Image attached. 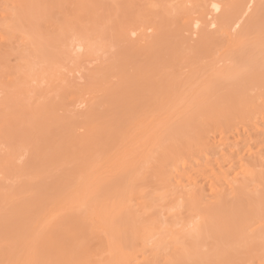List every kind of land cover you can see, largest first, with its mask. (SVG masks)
Here are the masks:
<instances>
[{
    "label": "bare ground",
    "instance_id": "6f19581e",
    "mask_svg": "<svg viewBox=\"0 0 264 264\" xmlns=\"http://www.w3.org/2000/svg\"><path fill=\"white\" fill-rule=\"evenodd\" d=\"M22 1H24V3H21ZM30 1L31 0H26V1L25 0H16L15 1V6H14L15 8H13L14 9L13 11H15L16 8H17L16 10L19 9V11H20V7H22L23 9L21 8V10H22L21 13L19 11H16V13H14V14L10 13V10H12V8H10V10H8L9 8L7 9V7L4 10H0V15H1L0 16V60H1V58H3L2 52H4V57L7 56V59H9V56H10V58L13 56V55H11L13 53V49H12V53L9 54V52H11L10 47H12L14 45L16 35H18L17 39L20 38V41L22 39L23 46L24 45H25V47L27 46V49H28L27 44H31V43H29L28 40L31 37L32 33L28 32L29 33L28 34L27 32H25V33L21 32V34H20V32H19V34H18V31H17L18 30L17 25L21 22L22 16H23V20H25L26 18H24V16L28 15L29 14L28 9H31L29 6H31V3H34L33 0L31 2ZM35 1H37V5L39 4L38 2H40V0H35ZM59 1L58 0H52V1L48 0V2H47V0H46L47 3H50L54 7L56 6L57 2H59ZM66 1H68V0H66ZM70 1H69V4H70ZM77 1H78V3H76ZM77 1L75 2L76 3L75 6L77 5L78 8L77 9L75 8V10H76L75 14H74V11L68 10L69 12L72 11L73 14L70 15V13L68 12V14H69L68 15L69 19L67 21L68 23H66V25H64V27L59 26L58 24L56 26H53V23H52L53 21H51L52 26H49L48 28H50V29L52 28L51 33H55L53 31V29L55 27V30L59 36V34L63 33V32L65 35V31L67 32V30L71 33L72 32L71 30L76 29L73 26L78 24L79 31H81V34H82V32L84 33L82 35V40L85 39V41L89 42V40H87L88 35H90L92 33V31L89 32L90 34L87 31H89V28H90V30H92V28L93 29L96 28V20L91 16L92 12L89 14L90 17H88V14H87L88 10L87 9H86L87 13L79 11V10L80 9L84 10L85 6L86 7L92 6L94 8V6H97V3L99 6L101 4H99V2H98L99 0L97 2L95 0H77ZM161 1H163V0H161ZM187 1L190 4L193 1L192 2L193 5L195 4L194 1H196V4L194 5V9L195 8H197V9L194 12L195 14L193 13V15L195 16L196 14H198L199 17L197 16L196 18L193 19V15L191 17V14H190L189 15L190 19H188L189 16L188 17L186 16L187 18H185V16L183 14L188 15L189 14L188 13L189 10H188L186 13L183 12V14L180 15L182 17V19H181L182 22L184 20L188 19V21H185V23L186 22H187L186 24L190 23V26H191V20H193L194 22L192 24L194 26L193 27L194 30L197 29L200 24L202 25L203 22H204V25L205 24L207 25V23L210 22L209 23L210 27L212 26V28H213V26L214 27L218 26L217 29L213 33L214 36H215L216 31H218L219 29H220L219 32L225 31V28H227V26H228V28H231L230 31L233 29L232 30L233 32H234V29L236 32L237 29L240 27V29H238L240 31L237 32V34L240 33V35H236V36H238L237 40L239 43V38L241 39L240 36L242 34L241 31H243L245 28L247 31L246 25L248 24L247 25L248 26V32L250 30L252 31V29H253L252 21L250 24V19L248 20L249 22H247V24L244 23V21L248 18V16H246L247 18L246 17L244 18L245 14L247 13L248 10L251 9L252 5H254L253 6L254 8L257 7V5H260L261 0L259 1V3H258V0H224L225 3L220 2V4L217 3L215 0H187ZM187 1L185 0L184 4ZM53 2H54V4H53ZM166 3H167V1H166ZM174 3H176V2H174ZM72 4H74V1ZM168 4H169V2H168ZM171 4H169V5L171 6ZM37 5H35V7L33 6L32 9L36 10ZM43 5H45V4H43ZM62 5H63V3H62ZM193 5H191V6H193ZM260 6H258L257 8H259ZM92 7H91V9H92ZM202 7L203 8L205 7L206 10L207 9L209 10V8H210V10H211L210 13L208 12L207 14H204V13L202 14L201 13L202 11L201 12L198 11V8L200 9ZM184 8H185V5H184ZM191 8H193V7H191ZM205 8H204V11H205ZM24 9H26L27 11ZM96 9H99V7L97 6ZM167 9H169V7ZM171 9H172V7H171ZM173 9H174V7H173ZM176 9L174 10L175 15L177 13H179V10L177 11ZM220 9L221 10L223 9V10H222V12L221 11L219 12V14L220 13H222V14H221V18L220 19L218 18V21L219 20L220 21L217 22L215 20V17L213 14L215 12L217 13ZM262 9H264V7L261 8V11H262ZM181 10H183V7L181 8ZM90 11H92V10H90ZM34 12L35 11L32 12V10H31L32 15L34 14ZM39 12H40V10H39ZM166 12H167V10H166ZM212 12H214V13L212 14ZM168 13L171 14V12H169V11H168ZM256 13L254 14V16H256V18L257 17L258 18L256 20H254V23L257 25V23L260 22L258 20L260 19L261 15H259V13H258V16H257ZM37 14L39 16L38 11H37ZM37 14L35 13V15L32 16L33 19L34 18L36 19ZM113 14L115 15V13H113ZM30 15L27 16L28 20L26 19V21H27V23H29L31 25V22H29ZM166 15L169 16V14H167V13H166ZM212 15H213V19L211 17L212 21L209 18H207L210 20V21L208 20V22H207L206 17H210ZM66 16H67V14H66ZM138 16L140 18V15H138ZM183 16H184V18H183ZM254 16H252V19L255 18ZM141 19H142V17H141ZM37 20H38V17H37ZM166 20L168 21V23L171 22L170 25L173 24V20L170 21V19H167V18H166ZM263 20H264V18H263ZM100 21L98 20L97 23L98 22L100 23ZM155 21H156V19H155ZM47 22H48V19H47ZM140 22H141V24H140V26H141L143 24V22L142 21H140ZM49 23H50V21H49ZM155 23H154V25H155ZM160 23H158V25ZM185 23H184V26H186ZM243 23L246 25L245 26L241 25ZM41 24H43V23H41ZM54 24H56V23L54 22ZM151 24H152V21H151V23L148 22V25H147V23H144L143 26L147 25V27H148ZM255 24H253V26H255ZM23 25H24V23H23ZM166 25H167V23H166ZM166 25L163 27H166ZM25 26H26V23L24 25V28H25ZM31 26L33 28V23ZM34 26L36 27L35 24H34ZM241 26L242 27L244 26L243 29ZM249 26H250V29H249ZM160 27H162V26H160ZM41 28H42V26H41ZM140 28L141 27H139L137 29L139 30ZM144 28H143V30H144ZM169 28H170V26H169ZM169 28H167V29L169 30ZM101 29H102V27H101ZM101 29H100V31L98 29V32H101ZM103 29H104V27H103ZM103 29H102V33L104 34ZM148 29L153 30L152 33L153 32L155 33V38L153 40L154 42L159 37L162 38V36H163V38H164V40H163V38H162V40H160V38H159L158 44L160 43V41H162V43L159 44L160 46L158 44H156V45H158L156 47V45L153 44L152 41H151V45L148 44L150 46H152V44H153L152 49H154V50L153 51L151 50L152 51L151 53L153 55L155 54L156 56H158V53L161 52V53H159V54H161V56H159V60H160V58L162 60L161 63H158L157 65L155 64L156 67L154 66L155 68L153 70L151 68L150 69L147 68L148 69L147 70L146 68L141 67V69H143V70L138 69V71H137V74H139L141 76L138 75L139 77L137 76L136 78H135V75H137V74H135V75L132 74V76L134 75V77L132 78V76L127 75V73H126V75H124V71L120 68L122 70V73H123V75H122V73L118 74L120 76L121 81L119 80L118 86H116V87L111 86L112 89L107 86V85H109V84H107L108 76H106V74H108V70H107L108 68L106 69L107 72L104 71L106 73L105 75H103L104 73L101 74V77L99 76L100 78L96 76L97 80L96 81L94 80L95 82L94 81L93 82L96 86L98 85L97 87L100 90H97L98 88L94 87L92 89V91L91 90H89V92L87 91L89 93V96H90L88 99L87 98L85 99L86 100L85 103L88 105L87 106L88 111L86 114L87 116L83 119V122L81 121V123L83 125L82 127L85 129L84 133L87 134V137H85V139H84V136H82L83 140L80 141L79 144L77 143L78 144L77 150H74L71 148V146L73 144L72 143L73 142V138H72L73 136H72L71 131H69V132L67 131L68 133L65 131L66 134L58 142H50L49 135L51 136V134H50L51 129L54 127V125L56 126L57 124L64 122V119H65V118L63 119L62 116L59 117L57 115V109L61 103V99L59 96H61V95H58L55 92L53 95H51L47 98H44L41 102L39 101V104H38L36 111H35V118L33 117L34 122H35L34 126L39 125V127H42V129H43V130L42 129L41 130L44 131V137H42L43 139H41L42 141L35 143L36 145H34V144L31 145L32 144L31 141L29 142L28 139H26L27 142H29V143H27L25 140V142H26L25 145H24V143H22V146H21V144H19V142H20V140H19L18 145L14 144V143H13V146L7 145L8 150H7V154L5 153L6 154L5 156L2 155V153H0V176H1L0 180L2 179L4 182L3 183L2 181H0V210L3 209V211H4L5 206L6 207L8 206V210L7 211L5 210L4 211L5 214L4 213L2 214L5 217L7 216L6 219L4 217V220H3L5 222V225H3L4 224L3 221L0 222V264H264V117H262L260 115V109H259V114H257L258 112L256 110V112H255L256 116L249 119L250 121H248V119L246 118L248 122L247 121L242 122L240 120V117H239L238 119L240 120V122L238 120V122L236 123V121H235V124H234V127L236 129L234 127H231V125H230L232 118H229L230 122H226L225 126H224V124L221 123L220 128H218L219 124H217V126H216L217 121L215 120L214 126H216L217 129H215L213 127L212 128L213 132H209V130L204 131L202 136H200L199 141L195 137L196 141L200 142L201 145L199 146L200 143L197 142V146L199 148L197 149V147H196V150H195V148H194V150L192 148L191 151L187 150L186 152H189L187 154L181 153L183 155H181V154L178 155L177 153H179L178 152L179 150L176 149L177 152H175V153L173 152L176 155L173 154V157H172V154H170L172 151L171 150L166 151V148H163V146H165V143L162 146L163 149L160 148V150H161L160 152H162V150L165 149L164 153L165 152L166 153L163 154V155H165L164 157H166V155L168 154L170 157H172V159H170V160L167 159L168 156L166 157V159H164V161L166 160V164L171 162L167 166L168 169L171 167L169 169L170 171L168 169L166 172H165V170H164V172L162 171V174L165 173L163 176H165V178H168V184L166 183L167 184L166 186H168L169 188L167 187L166 194L164 196L165 190L164 191H163V189L161 190L162 186L160 188H159V186L157 187L158 189L161 190V192H163V194H160L161 199L159 200V203L162 200V204H163L164 199L169 200L170 203H171V200L175 201L176 204L178 202L177 207L179 206L180 211H177L178 213H175L176 216H175V214L172 213V216L174 217L175 222L172 219H171L172 222L169 220V218H172L170 214L172 212V208H173L172 206L174 204L173 201H172L173 204L171 203L172 205H170L172 208L169 205H167V208H166V204L164 205V207L162 206L163 209L164 208L168 209V206H169L170 210L168 209L167 212L164 213V216H162V218H159L155 221V214H157L155 212V210H157V208L159 206H161V204L158 205V207L156 206L155 210H154V207H152V210L154 211L153 213H155L154 215L152 212L148 211L150 207H148V210H147L146 200H145V204H144L143 197H141L139 192L135 190L134 179L136 176L138 177V175L136 174V175H134V178H132L131 172H130L131 176L128 174V177L130 176L132 178L131 183H134V184L130 183V180H129L130 177H129L128 178L129 182L128 181L125 182L123 180V182H125L126 184L124 185L125 188L122 186L123 187L122 191L119 190L118 187H115V190H113V191H115V193H117V190H118L119 193L116 194V196H114L113 203H110V206H107L109 204V202L106 205H105V202H107V198H108L107 195L111 191L110 192L107 191L106 193H108V194L106 195V193L103 191V188H102V191L96 190V192H95V189L94 190L89 189L90 192H88V190H86V188L82 187L83 191L85 189L86 193L88 192V194H86V199L84 200V198L82 196H79L80 193L85 194V192H83V191L81 192L82 189L78 191V193L80 192L79 194H77V192L74 191V193L76 192V194L78 195V198H80V203L77 201L79 203L77 208L74 209L75 205H74V208H72L71 204L73 202H71L72 201L71 198L74 196V194L72 195V197H70V194H71V184H74V183H72V182L70 184L66 183L67 181L69 182V180H67V179L64 180L63 183L61 182L62 184L61 183L59 184V182H57V184H56V182H54L53 185H51L52 183L50 184L51 185V188L49 187L50 194H48V196L46 195L47 202L45 204L41 203L43 198L39 199L40 203H38V204H37L38 199L36 200L37 202H35V203H32L33 201L31 202V200L33 198L30 199L29 197L26 196V199H24L25 196L23 194L27 193V195H29V193L36 192L37 189L40 191L41 190L40 187H43V186H40L39 188H34L32 185V182H34V180H36V181L37 180L38 181L44 180L47 173L49 174L50 170L53 167L58 166L57 168H60L61 164L63 165L65 163L71 164L72 162L73 163L78 162L77 165L75 166V167H78V164L82 165L81 163H83V166H84L91 161L94 163V165H96V166H94L93 164H91V165H93L94 168L95 167L98 168V166H100V168H101V165H103V163L104 164L106 163L105 160L107 161L108 158H111L110 156H113V159H114L116 156L115 160L112 161V163L114 161H116V163L115 162L113 163L114 165L110 164L111 162H109V161H111V159H109L108 164H106V165H109V166L111 165L112 166L111 168H113V169L114 168L116 169L118 166L117 169L121 170V167H122V162L120 161L121 160V157H120L121 154H119L120 159H118V156H117L118 152L115 155H112V154L110 155L109 152L110 151L112 152L113 150L115 151L116 148L119 149L121 145H124V143L127 142V140L132 139L130 134L133 132V129L135 127L136 128L138 127L137 125L135 126L134 123L135 124L138 123L139 127L143 128L144 125H145L144 127H146L147 121L149 123V120H151L153 118L151 116V112L158 108V104L160 105V101L164 102V101H162L163 98L159 97L158 93H160V96L162 93L159 91L157 81L160 82L159 86L161 84L164 85V87H165V84L170 85V83L172 82V78H174V74L176 75V72L174 73V71H176L178 69V67H180L179 65H180V62L182 60L188 61V60H190V57H191L192 59L197 58V60L195 59L197 62H199L198 59L201 60V63H202L203 59H207V61H209L208 59H211L209 57L210 56L214 57L213 55L217 53V51H214L217 47V46H215V42L217 41V39L214 41L215 49L213 50L212 49L214 47L212 45L213 41L210 40V37L209 38L206 37L205 38L206 40H205L204 37L201 35L202 40H200V37H199V39L197 37L198 41H196L197 39L196 40L194 39L195 43H192V45L189 43V44H187L188 46L185 45V48L188 50V53L185 54V52H187V50L185 49L186 51H184L181 49L182 43L179 44L180 52H179V48H178V51L176 49V47H178L177 44H175L176 45L175 50H173L171 48V45L169 46V43L171 41H169V43H167V40H168L167 37L169 38L170 34L172 33V32L170 33V30H169L168 36H166V34H165V37H164V34H162L164 32V30L161 33V31H160L161 28L157 29V27L152 25V26H149ZM24 30L26 31V29H23V31ZM27 30H29V29H27ZM39 30L40 29L38 28V32H39ZM44 30H45V28H44ZM143 30H142V32H143ZM172 30H173V28H172ZM201 30H203V26H202ZM256 30H257V28H256ZM32 31H33V29H31V32ZM35 31H36V29L34 30V32ZM200 31L198 28L197 32L194 31L193 36L198 35V33L200 34ZM228 31H229V29H228ZM246 31H243L244 37L242 35V37H243L242 39H244V38L246 39V35H245ZM254 31H255V28H254ZM260 31L258 29L257 32H259V33L256 32L255 35L257 34V36H258L261 33ZM46 32H47V30H46ZM96 32H97V29H96ZM226 32L227 31H225V34H226ZM263 32H264V30H263ZM35 33L37 34V31ZM35 33H34V35H35ZM41 33H44V32H41ZM167 33H168V31H167ZM173 33H174V31H173ZM253 33L251 35H253ZM77 34H78V31H77ZM85 34H86V36H85ZM206 34L207 33H205V35ZM68 35H69V33H68ZM73 35H74V33H73ZM91 35H90V37H91ZM99 35H101V34H99ZM157 35H158V37H157ZM224 35H223V37H224ZM262 35H264V34H262ZM37 36H39V33ZM46 36H45V39L47 38ZM53 36L55 37V41L57 42V39H56L57 36H55V34ZM153 36H154V34H153ZM210 36H211V34H210ZM227 36H228V38H229V36H231V41L227 39L228 40L227 42L230 41V47H231L232 43L235 42V39H234V37H232L231 33H229V32L227 33ZM32 37H34V36L32 35ZM40 37H43V35ZM86 37H87V39H86ZM151 37H152V35H151ZM225 37H224V39H226ZM213 38L214 37L212 36L211 39H213ZM258 38L260 39V41L264 40V37H258ZM58 39H59V37H58ZM62 39L64 40L65 37L61 38V40ZM171 39H172V37H171ZM192 39H193V37H192ZM208 39H209V41H208ZM31 40H33V39L31 38ZM48 40L50 41L49 36H48ZM48 40H46V43ZM72 40H73V36H72ZM76 40H77V38H76ZM94 40H90V42H92ZM190 40H191V36H190ZM40 41H41V39H40ZM85 41H82V42L85 43ZM163 41H164V43H163ZM221 41H223V40L221 39ZM221 41H220V43H221ZM247 41H252V40H247ZM257 41L259 42L258 39H257ZM65 42H66V39H65ZM185 42H187L186 38H185ZM241 42L242 41L240 40V43H239L240 45H241ZM244 42H242L243 45H244ZM16 43H18V42L16 41ZM51 43H53V40ZM84 43H83V45H84ZM89 43L88 44L85 43V44H87V46L88 45L90 46ZM218 43H219V41H218ZM262 43H264V41ZM262 43L260 42V46ZM40 44H41V42H40ZM59 44H61V43H59ZM63 44L64 43L62 42V44H61L62 48L65 45V44L64 45ZM173 44H174V42H173ZM234 44L237 45L236 42ZM48 45L52 46L51 44H48ZM92 45H93V42H92ZM236 45H234V46H236ZM240 45H238L236 47H238L239 50L242 51V48H240V47H242L243 45L242 46H240ZM49 46H47V48H50ZM29 47H30V45H29ZM32 47H33V45H32ZM41 47H39V48L41 49ZM67 47H68V45H67ZM70 47L71 46H69V48ZM81 47L84 48V46H81ZM172 47L174 48V45ZM236 47H235L236 52H235V49H231V48H228L231 50L228 52L233 53L232 52V50H233L235 52L233 54L236 55L237 49H238ZM18 48L21 49V47H19V46H18ZM34 48H35V50H34V52H35L36 47H34ZM147 48H148V46H147ZM169 48H171V49H169ZM32 50H33V48L31 49V51ZM43 50H44V48H43ZM59 50L61 52V47H59ZM65 50H66V48H65ZM167 50L169 51V53ZM171 50H173V52H171ZM210 50H211V52H210ZM239 50H238V54L240 53ZM263 50H264V48H263ZM21 51H22V49H21ZM6 52H7V54H6ZM25 52L26 51H24V54H25ZM37 52H38V50H37ZM92 52H93V50H92ZM242 52H244V51H242ZM28 53H32V52H28ZM249 53H251V52H248V54ZM253 53H255V52L253 51ZM8 54H9V56H8ZM19 54L20 55L17 56V59L19 58L21 61V59L23 58V54L21 52H19ZM181 54H182V56H181ZM188 54H189V57H188L189 59L187 60ZM155 55H154V57H155ZM167 55L169 57V60H166L167 57H165V56H167ZM239 55L242 56V53H240ZM31 56L33 57L34 54ZM231 56H233V55H231ZM256 56L257 55L255 54V57H251L253 59L250 61H253L254 58H257ZM170 57H171V59H170ZM183 57L184 58L186 57V58L183 59ZM216 57H217V55H216ZM216 57H214V58L216 59ZM7 59H5L3 61L1 60L2 62H4V65H5ZM46 59H47V57H46ZM232 59L230 60V62L232 61ZM23 61H25V60L23 59ZM52 61H53V59H52ZM192 61L195 64L194 60H192ZM213 61H215V60L213 59ZM227 61H228V59H227ZM243 61L245 62L244 59H243ZM8 62L9 61H7L6 65L9 64ZM190 62H191V60H190ZM205 62H206V60H205ZM233 62L236 64V60ZM244 62H243V64H244ZM16 63H17V61H16ZM240 63H241V61H240ZM25 64H27L29 66V61H28V63L26 62ZM248 64H249V62H248ZM257 64H254L253 67L256 66L255 71L259 72V69L257 70ZM18 65H20V62L18 63ZM48 65H49V62H48ZM159 65H161V68L159 67ZM177 65H178V67H177ZM189 65H190V63H188V65L186 63V67L187 66L189 67ZM238 65H237V67H238ZM1 66H3V64L0 65V67ZM11 66H13V65H10V67ZM259 66H261V64L258 65V67ZM16 67L14 69H16ZM23 67H24V65H23ZM49 67H50V65H49ZM53 67H54V65H53ZM193 67H192V69H193ZM243 67L245 68V67H247V65L242 66V68L239 67L238 68L239 70L236 69L237 72L233 71L232 69H230V70L227 69L225 73L222 71L220 73H223V75L230 77V74L228 75V73L233 72V75L235 74L237 79H239V77L236 74L238 73V71L243 69ZM248 67L250 69L249 65H248ZM3 68H5V67H3ZM25 68H28V67L26 66ZM44 68H46V70ZM115 68H116V66H115ZM199 68H197V70ZM235 68H236V66H235ZM9 69L10 68H8V71H9ZM14 69L11 70L12 74L10 71L4 73V71H2L0 69L1 70L0 81L3 80V82H0V83L6 84V82H8V84H12V85H14V87L16 84L18 86V82H19V86H20V83H21V86H25L27 83H28L27 85H29V86H30V84L31 85L33 84V83H31V81L33 79L30 78L31 79V81H30V79H29L30 76H25L26 72L24 73V71H23L24 74H22L20 72V68L18 69L19 71L17 70V72H15ZM29 69H31V72H32L33 67L31 68V65H30ZM40 69H44V70L40 71ZM40 69H39L38 73L43 71L44 75L48 77L47 79H49L50 85H53L55 80H56L55 71H53V69H51V71H50V68L48 71V66L47 67L44 66ZM261 69H264L263 66ZM23 70H24V68H23ZM34 70H35V68H34ZM55 70H56V68H55ZM247 70H248V68H247ZM247 70L245 68V72H247ZM13 71H14V73H13ZM139 71L140 72L142 71L141 72L142 74ZM166 72H168V73L166 74ZM245 72H241V74H244ZM252 72H250V74H252ZM3 73H4V75H3ZM19 73H20V75H19ZM5 74H6V76H5ZM17 75L19 77H17ZM41 75H43V74H41ZM162 75L165 78H163ZM167 75L168 76L172 75V78L171 79H170V77L168 78ZM233 75H231V77H233ZM247 75H249L248 72H247ZM253 75H254V73H253ZM8 76L10 78V81H7V79H6ZM13 76H15L16 78L12 79ZM36 76H37V74H36ZM3 77H4L6 82L4 81ZM236 77L234 79H236ZM1 78H2V80H1ZM20 78H21V80H20ZM17 79H18V82H15L16 84H14V81H17ZM161 79L162 80L164 79L163 81L165 84L163 83V81ZM176 79H177V75H176ZM226 79H228V77H226ZM148 80L150 81V84L148 83ZM251 80H253V79H251ZM153 81L154 82L156 81V82L154 83ZM263 81H264V79H263ZM58 82H59V79H58ZM94 84H92V85H94ZM151 84L154 87L149 88L152 86ZM173 84L178 85L177 81H175V83H173ZM12 85H10V86H12ZM103 85H105L106 88H104ZM155 85H156V87H155ZM209 85H210V83H209ZM235 85H237V84H235ZM242 85H244V84H242ZM170 86L168 88H170ZM57 87H59V89H60L59 84L57 85ZM100 87H102V88H100ZM107 87H108V89H107ZM6 88H7V86H6ZM11 88H13V86ZM11 88H10V90L13 91L14 89H11ZM26 88H27V86H26ZM32 88H33V86H31V88H29V89H32ZM113 88H115V90ZM62 89H60V90L62 91ZM164 89H166V88H164ZM164 89L162 92H164ZM171 89H172V86H171ZM171 89H170V91H172ZM174 89H175V87H174ZM207 89L209 90V88H207ZM207 89H205L206 90L205 93H207ZM7 90L9 91L8 88H7ZM180 90H179V93H181ZM2 91H4V89ZM14 91H16V89ZM61 91H59V92H61ZM143 91L144 92L148 91L149 94H147L146 92H145L146 93L145 94ZM175 91L176 90H174V92ZM244 91H245V88H244ZM168 92H169V89H168ZM168 92H166V94ZM5 93L7 94L6 90H5ZM52 93H53V91H52ZM88 93H86V94L88 95ZM97 93H101L102 95H100V97H98ZM205 93H203V94H205ZM10 94H11V92H10ZM203 94H202L201 99L203 98ZM81 95H83V94L81 93ZM164 95H165V93H164ZM75 96H77V93H75ZM177 96L179 97L180 95H177ZM241 96H244V95H241ZM5 97H6V95H5ZM158 97H159V99H158ZM162 97H163V95H162ZM174 97H176V95ZM73 98H74V95H73ZM181 98H183V97H181ZM68 99H70V96ZM204 99H205V97H204ZM179 100H181V99L179 98ZM244 100H245V98H244ZM63 101H64V99H63ZM66 101H68V100H66ZM71 102H73V101H71ZM187 104H188V102H187ZM161 105L163 107L164 104H161ZM161 105H160V107H161ZM65 106H64V108H65ZM155 106H157V107L155 108ZM261 106H263V105H261ZM102 108H103V111H100V109H102ZM263 108H264V106L262 107V110H263ZM160 110H162V108ZM213 110L215 111V109H213ZM59 111H60V109H59ZM144 111H145V113H144ZM173 111H174V107H173ZM244 111H246L245 107H244ZM253 111H255V109ZM149 112H150L149 118L145 119V117H147L146 113H149ZM222 112H223V110H222ZM247 112L249 113V111H247ZM250 113H251V111H250ZM143 114H144V117H143ZM216 114H218V113H216ZM234 114L235 113L232 112L231 117H233ZM241 114H243V113H241ZM244 114H245V112H244ZM263 114H264V112L262 113V115ZM237 115L235 114L236 117H237ZM138 116H140V117L138 118ZM153 116H154V114H153ZM141 117L144 118V120H145L144 122H143V118H141ZM178 117H179V115H178ZM236 117H234V119ZM137 118L142 119L143 123L141 122V125L139 123L140 122L139 120H138L139 122L138 121H137V123L135 122ZM241 119L244 120V118H241ZM125 120L130 122L129 123L130 125L135 126V127L133 126L134 128L132 127L131 133H129L128 131L126 133V130H129V128L125 130V133H123L124 131H119V125L120 124L123 125V123H121V122L125 121ZM227 120H228V118H227ZM104 121L105 122L106 121L113 122V124L110 125L112 127L109 131H106V130H103L100 128L99 125L103 126L104 124L102 125V123ZM131 121H132V123H131ZM110 122L108 124H110ZM238 123H239V125H238ZM125 124H126V122H125ZM236 124H237V126H236ZM226 125L228 128L226 127ZM110 126H109V128H110ZM151 126L149 125V130H148V126H147V132L143 130L144 134L145 133L147 135L152 134V132H153L152 128L154 129V126H152V128H151ZM127 127H129V126L127 125ZM3 128H4L3 124L2 125L0 124V138L1 139H3L2 137H4L3 134L5 133L3 131ZM107 128H108V126H107ZM150 128H151V130H150ZM204 128H206V127L204 126ZM231 128L232 129L234 128L235 130L232 131V130H230ZM35 129H36V131H38V129L36 127H35ZM41 130H39V131L41 132ZM137 130H138V128L136 129V131L134 130L135 132H133V135H134V133H135V136L137 134L140 135L139 133H136V132H138ZM139 130H141V128ZM145 130H146V128H145ZM118 132H120V134ZM149 132H151V133L149 134ZM206 132H207V134L208 133H212V134L211 135H209V134L205 135ZM128 133H129V135H128ZM8 134H10V133H8ZM124 135H125L126 139H124ZM127 135L129 136L128 139H127V137H128ZM141 135H143V132ZM147 135L145 137H143L144 135L140 136V137L147 140ZM174 135H173V137H174ZM31 136L33 137V135H31ZM34 136H35V133H34ZM119 136H120V138H119ZM135 136L133 138L134 140L136 139ZM151 136H152V138L153 137L155 138L154 135H151ZM203 136H205V137L203 138ZM38 137H40V135ZM121 137L124 140L123 144L121 143V140H122ZM14 138H16V137H14ZM29 138H30V136H29ZM35 138L36 137H34V141H35ZM178 138H179V142H181V140H180L181 137H178ZM201 138L203 139V141H201ZM9 139L10 138L8 137V141H9ZM119 139H120V141H119V143H117ZM150 139L151 138L149 137L148 140H150ZM6 140H7V138H6ZM11 140H13V139L11 138ZM116 140H117V142H116ZM131 141H129L127 144H129ZM174 141H175V139H174ZM174 141H173V139H171L172 144L174 143ZM11 142L12 141H10V143ZM32 142H33V140H32ZM132 142H134V141H132ZM120 143H121V145H120ZM153 143H155V142H153ZM0 144H1V142H0ZM177 145H179V143H177ZM194 145H195V143H194ZM31 146H33V147H31ZM74 146H75V143H74ZM21 147H23V149H21ZM156 147H157V145H156ZM32 148H33V150H32ZM49 148L52 149V150H49L50 152L48 151ZM122 148H124V146ZM122 148H120V149H122ZM5 149H6V147H5ZM24 149H27V151L24 152ZM118 149H116V150L118 151ZM20 150L21 151L23 150L24 154L26 152H28V154H31V158H33L31 160V162H30V157L28 160L25 158V162L27 161L26 163H28V165L22 166V168H21V165L19 167L16 166V165H18L16 163V161L19 158L18 156L21 153ZM30 150H32V151L30 152ZM1 151H2V149H0V152ZM122 151H123V149H122ZM183 151L185 152V149H183ZM45 152H47V153H45ZM26 156H27V153H26ZM77 156H78V158H77ZM74 158H75V160H74ZM100 158H101L102 163L100 162L99 164H97V162H99ZM78 159H80V160H78ZM91 159H93L94 161H92ZM174 159L176 160L175 162L173 161ZM15 163H16V165H15ZM24 163H23V165H24ZM118 163H119V165H118ZM132 163H134V162H132ZM86 166H88V165H86ZM163 166H162V168H163ZM50 167H51V169H50ZM93 167L91 169H93ZM150 167H151V165H150ZM105 168H106V166H105ZM126 169L128 170V167ZM78 170H80V169L78 168ZM143 170H146V167ZM150 170H152V169L150 168ZM88 171H89V169H88ZM113 172H115V171H113ZM137 172H138V168H137ZM144 172H146V171H144ZM151 172H152V174H155V165H154L153 171H151ZM96 173L97 172H94L93 176H95ZM140 173L141 172H139V174ZM82 174L80 173V175H82ZM123 174L126 177L125 172L122 171L120 173L118 179H117V177L115 178V180H116V182L114 181L115 185L117 183V180H119L117 186L122 185L123 182L121 180L123 179ZM87 176H89V175H87ZM139 177H140V175H139ZM141 178H142V176H141ZM155 178H156V176H155ZM86 179H87V177H86ZM144 180L145 179H143V181ZM164 180L165 179H163L162 181L164 182ZM74 181L76 182V180H74ZM81 181H83V179ZM120 181H121V183H120ZM139 181H140V179L138 180V182L137 181L136 182L138 183L139 187L141 188L142 185H140ZM89 182H90V180L88 181V185H89ZM105 182L107 183V181H105ZM127 182H128V184L130 183L129 187L127 185ZM141 182H142V179H141ZM164 183H162L163 186H164ZM43 185L45 186V183ZM75 185H76V183H75ZM107 185H110V187H111V183H109ZM55 186H56V189L54 190ZM130 186L133 188H131ZM76 187H77V185H76ZM84 187H86V186H84ZM120 188H121V186H120ZM87 189H88V187H87ZM111 189H113V187ZM168 189H170V190L168 191ZM248 189H252V190H251V193H248V195L246 196V191ZM98 190H99V188H98ZM120 192H122V193H120ZM168 192H169V195H167ZM103 193H105V196H106L105 197L106 201L104 200V203H103V200H99V196H98V195H101ZM111 193L114 194L113 192H111ZM111 193H110V195H112ZM83 194H81V195H83ZM131 194H134V196L130 197ZM149 194L147 192H145V196H147V197L149 196V198H150L151 194L150 195ZM178 194H180V196ZM153 195H154V193H153ZM153 195H151L152 201H153ZM155 195H156V193H155ZM21 196H23L22 197L23 199L21 200V201H23L22 204L18 203V202H20ZM171 196H172V198L174 196L175 197L172 199ZM87 197H89V198H87ZM103 197H104V195H103ZM17 198L19 200H17ZM78 198H77V200H78ZM105 198H103V199H105ZM157 198H159V196ZM157 198L154 199L155 202L157 201ZM73 200H75L74 197H73ZM147 200H148L147 205L149 206V204H150L149 199H147ZM210 200H211V202L213 200L212 204H210V202L209 203L206 202V201H210ZM15 201L17 204L15 203ZM109 201H110V197H109ZM179 202H180V205H179ZM75 204H76V202H75ZM151 205H152V203H151ZM135 207H137L138 208L137 210L139 212H141L140 214H143L141 217L140 216L137 217L134 214L136 212ZM133 209L135 210L134 213H133ZM182 210L183 211L185 210L184 212L186 214V218L188 215V218L190 220H188V219H187L188 221L186 220L185 215L181 213V212H183ZM138 211L136 214L139 213ZM173 211H174V209H173ZM166 213H167V216L170 215L168 220L163 218V217H167ZM158 214H159V212H158ZM2 215H1V211H0V220H1ZM133 215H134V217H133ZM181 215L182 216L184 215V218H185L184 221L182 220ZM179 216H181V217H179ZM157 217H158V215H157ZM178 218H180V219H178ZM179 229L181 232H179V234L178 233L175 234L174 232L178 231ZM168 232H170V234H168L169 236H167L165 238L168 242L159 240L160 239L159 235L161 237L163 233L166 234ZM171 232L175 235H173V234L171 235ZM156 236H158V238ZM244 237H245V240H243ZM161 239H163V238H161ZM164 243L168 244L170 246L167 247V245H166V247H165V245H164V247H163L162 244H164Z\"/></svg>",
    "mask_w": 264,
    "mask_h": 264
},
{
    "label": "rangeland",
    "instance_id": "374dc122",
    "mask_svg": "<svg viewBox=\"0 0 264 264\" xmlns=\"http://www.w3.org/2000/svg\"><path fill=\"white\" fill-rule=\"evenodd\" d=\"M15 1L16 0H0V10H4L7 7V9L9 8L8 10H10V8H12V10H10V13H13V14L16 13V11H19V9L16 10L17 9L16 8L15 11H13L14 10L13 8H15L14 7L15 6ZM33 1H34V3H31V6H29L31 9H28L29 14L24 16V18H26L28 20L27 16H29L31 14L30 17H29V22H31V25L33 23V28H32V26L29 23H27L26 19L23 20V16H22L21 22L17 25L18 34H19V32H20V34H21V32H24V33L25 32L32 33L31 34V37L29 38L28 41H29V43H31L33 45V47H32L31 44H27L28 45V49H29L28 50L27 49V46L26 47H25V45L23 46L22 39L20 41V38L17 39L18 35H16V37H15L16 39L14 38L15 39L14 45L12 47H10L11 52H9V54L12 53V49H13V53L15 55L12 53L11 55H13V56L10 58V56L8 54L9 59H7V56L4 57V52H2L3 58H1V60L3 61L5 59H7V61H9L8 62L9 63L8 65H6L7 61H6L5 65H4V62H2L0 60V65L3 64V66H1L0 69L2 71H4V73L5 72H9V71L11 72V70H13L17 66L16 69H14L15 72H17V70L20 68V72L22 74H24L26 72V75L25 76H30L29 79L30 78L33 79L32 80L33 82L30 79L31 83H33L32 85L29 83L30 86L27 85L28 83L25 86H21V83H20V86H19V82H18V79H17V81H14V84H16L15 82H18V86L16 84L15 87H14V85L8 84V82L5 81L4 77H3V79L6 82V84L5 83L4 84L0 83L1 84L0 85V124L1 125L3 124V126H4L3 131L5 132L3 134L4 137H2L3 139L0 138V142H1L0 149H2V151L0 153H2V155H4V156L7 154V150H8L7 148H8V146H10V145L13 146V143L18 145L19 140L21 142V143L19 142V144H21V146H22V143H24V145H25V143L27 142L26 139H28L29 142L31 141V143H32L31 145H33V144L36 145L35 143L42 141L41 139H43L42 137H44V131H42L43 129H42V127H39V125L34 126L35 125V122H34L33 117L35 118V111H36V108H37V106L39 104V101L41 102L44 98H47V97L53 95L55 92L58 95H61V96H59L60 99H61V103L58 106L57 115L59 117L62 116L63 119L64 118L65 119H64V122L59 123L56 126L54 125V127L51 129V131H50L51 136L49 135L50 142H58L66 134L67 131L68 132L71 131L72 132V136H73L72 137L73 138V142H72L73 143L72 144L73 147L71 146V148L74 149V150H77L78 149L77 147H78L79 142L83 140L82 139V136H84V139H85V137H87V134L84 133L85 132V129L82 127L83 125H82L81 121L83 122V119L87 116L86 114H87V111H88V108H87L88 105L85 103L86 102L85 99L86 98L88 99L90 97L88 92H89V90L92 91V89L94 87H97L98 86V85L96 86L94 84V82L97 80V77H99V76L101 77V74H103V73H104L103 75H105L106 74L105 72H107V70H108V74H106V76H108L107 84H109V85H107V86L112 89V87L118 86L119 80L121 81L120 76L118 74L122 73V70L124 71V75H126V73H127V75L132 76V74H134V75L137 74L138 69L140 70L141 67L142 68L144 67L146 69L147 68L148 69L151 68L153 70L156 67L155 64L157 65L158 63H161V61H162L161 58L159 60V56H161V54H159V53H161V52L158 53V56H156L154 54L156 58L154 57V55L151 52L154 50V49H152L153 44H155V45L158 44L159 38H160V40H162L163 36H162V38L159 37L154 42L153 40L155 38V33L154 32L152 33L153 30H149L148 29L149 26H152L153 25V26L157 27V29H160L161 28L160 29L161 33L164 30V32L162 33V34H164V37H165V34H166V36H168L169 30H170V33L172 32L171 33L172 35L170 34L169 38L167 37V39H168L167 40V43H169V41H171L169 43V46L171 45V48L173 50H175V46H176L175 44H177L178 47H176V49L178 51V48H179V52H180L179 44L182 43L181 44V49L184 50V51H186L187 49L185 48V45H187L189 43L192 45V43H195V40L197 39V37H198V39L200 37V40H202L201 35L204 37V39L206 37L207 38L210 37V40L213 41V44H212L213 46H214V41L217 39V41L215 42V46H217V47L215 49V46H214L212 49L213 50L215 49L214 51H217L218 54L216 53L213 56L216 57V55H217L216 59L218 61L214 57H211L209 55L210 56L209 58H211V59H208L209 61H207V59H203V61L201 63V60L198 59L199 62H197L196 61L197 58H195L196 59L195 60V59H192L190 57V60H191V62H190V60H188L189 59L188 58L189 57V54H188V56H187V60L188 61H186V60L183 61L182 60L181 62L183 64L180 62V65H179L180 67H178V65H177L178 69L176 71L173 70L174 73L176 72L177 79H176V75L175 74H174V78L175 79L172 78V75L171 76H168L167 75L168 78L169 77H170V79L172 78V82L171 83L169 82L170 85L172 86V89H171V86L167 82L166 83L168 85H166L164 83V81H163L164 79L163 80L161 79V80L165 84V87L162 84L159 86L160 82L157 81L158 82L159 91L162 94L160 96V93H158L159 91L157 93L159 94V97L163 98L162 101H164V102H161L160 101V105L161 104H164V105H163V107H162V105L160 107V105L158 104V108L155 109V110H153L151 112V116L154 119L152 118L151 120H149V123L146 120L147 121L146 127H144L145 125L144 126L142 125L144 129L142 127H139V125L137 123L138 120L140 121V122L138 121L140 123V125H141V122H142V119H138L140 117V116H138V118L135 121L137 124L134 123V125L135 126L136 125L138 126L137 127L138 128V130H137L138 132H136V133H139L140 135L137 134L136 135L137 137L135 136V133L133 135V132H135L137 128L134 125L133 126L135 128L132 125H130L129 124L130 122H128L127 120L121 122V123H123V125L122 124L119 125V131H124L123 133H125V130L128 129V128H129V130H126V133H127V131L129 133H131L132 132V130H131L132 127L134 128L133 129V132L130 134L132 139L127 140V142H125L124 145H121V143L123 144V141H124L122 139V137H121L122 140H121L120 145L122 147L124 146L125 149L122 148L119 144L118 145L120 146V148L123 149V151L120 148L119 149L116 148V149H118V151L115 149V151L113 150L112 152L111 151L109 152L110 155L111 154L112 155H115L118 152V154H117L118 159H120L119 158V154L122 155V156L120 155V157H121V160L120 161L122 162L121 170L120 169L119 170L117 169L118 166H117L116 169L115 168L113 169V168H111L112 167L111 165L110 166L109 165H106V164H108L109 159H111V161H109V162H111L110 164L114 165L113 163L114 162L116 163V161H114L112 163V161L115 160L116 156L113 159V156H110V155L109 156L111 158H108L107 161L104 159L106 163L105 164L103 163V165H101V168L98 165H97L98 168H96V167L94 168L93 167L94 163L91 162V161L88 164H86L88 166H86V165L83 166V163H81L82 165H79L78 164V167H75L77 165V163H78V162H75V161H74L75 163L72 162L73 164L72 163L71 164L65 163L63 165L61 164L60 165V168H57L58 166H56V167H53L51 169V167H50L51 170H50V172L48 171L49 174L47 173V175L45 176V179L44 180H41V181L34 180V182H32V185H33L34 188H39L40 186H43L44 187V188L43 187H40L41 188L40 191L37 189L38 191L36 190V192H34V193H29V195H27V193L26 194H23L25 196L24 199H26V196L29 197L30 199L33 198L31 200V202L33 201L32 203H35V202L38 201L37 202V204H38V203H40V200L39 199H42L43 198L42 199L43 202L41 201V203L45 204L47 202L46 195L48 196V194H50L49 187L51 188V185H53L54 182H56V184H57V182H59V184H60L61 182L63 183V181L67 179V180H69V182L67 181L66 183H68V184H70L71 182L74 183V184H71V194H70V197H72V195L74 194L73 197L75 199V200H73V197L71 198V200H72L71 202L74 203V204L73 203L71 204V207L72 208H74V205H75V208L74 209H76L77 206H78V204L80 203V198H78V195L77 194L80 193V192L78 193V191L81 190L82 187L83 188H86V190H88V192H90V190H92V189L93 190L95 189V192H96V190L97 191H102V188H103V191L105 193L107 191L113 192L114 194H112L110 192L112 195H110V193L109 194L106 193V195L108 194L107 195L108 198H107V202H105V205L108 204V202H109V204L107 206H110V203H113L114 196H116V194L119 193V191L117 189H116L117 190V193H115V191H113V190H115V187H118V189L122 191L124 185L126 184L125 182L128 181V178L131 175H132L131 177L134 178V175L137 174L138 177L136 176L135 179H134V181H135L134 183L135 184L134 183H131L132 182V180H131L132 178L131 177L129 178V180H130V183L131 184H134L135 185V190L139 192V194H140L141 197H143L144 204H145V200H146L147 210H148V207H150L148 211L153 213L154 211L152 210V207H154V210H155V207L156 206L158 207V205L161 204V206H159L157 208L158 211L155 210V212L157 214L153 213V215L155 214V221L157 219H159V218H162V216H164V213L167 212L168 209L170 210V207H171L170 205H172L173 202H174V204L172 206L173 208L171 207L172 208V212H171V214L169 213L172 218H169L170 215L167 216V213H166V216L167 217H163V218L166 219V220H168V218H169L170 221L172 219L175 222L174 217L172 216V213L175 214V213H178L177 211H180L179 206L177 207L178 202L176 204L175 201L171 200V203H172L171 204L169 200H167V199L165 200L164 199L165 201L163 200V204H162V200L159 203V200L161 199L160 198V196H161L160 194H163V192H161V190L162 189H163V191L165 190V192H164V196H165L166 190H167V187H168V186H166L168 184V178H165V176H163L165 173L162 174V171L164 172V170H165V172H166L167 169H168L167 168L168 164L171 163V162H169L168 164H166V160L164 161V159H166L167 156H168L167 159H169V160L172 159L173 154L175 152H177L176 149L179 150L178 151L179 153H177L178 155L181 154V153L187 154L189 152H186V151L187 150L188 151L189 150L191 151L192 148H193V150H194V148L196 150V147L198 149L199 147L197 146V142L199 141V138H200V136H202L203 132L204 131H207V130H209V132H213L212 128L214 127L215 129H217V127H216L217 124H219V127L218 128L221 127L220 126L221 123L224 124V126H225L226 122H230L229 118H232V120L230 122L231 123L230 125H231V127H234L235 121L237 123L238 120H239L238 119L239 117H240V120L242 122L243 121L246 122L247 119H248V121H250L249 119H251L254 116H256V113H255L256 110L258 112L257 114H259V109H260V115L262 117H264V114L262 115V113L264 112V108L262 110V107L264 106V81H263V79H264L263 78L264 77V69H261L262 66L264 68V50H263V48H264V45L263 44L264 43H262L264 40L263 41L262 40L260 41V39L258 38V37H264V35H262V34H264V32H263V30H264V28H263L264 27V20H263V18H264V12H263L264 9H262V11H261V8L264 7V0H261V1L258 0V3L260 1V5L261 6L260 5H257V7L258 6H260V7L259 8L255 7L256 8L255 9L253 7L254 5H252L251 6V9L249 8L250 10H248L247 13L244 16V18L246 16H248V18L246 17L247 19L244 21V23L247 24V22H249L248 20L250 19V24H251V21H252V27H253L252 31L250 30L251 32L250 31L248 32V26H247L248 24L247 25L244 24V23L241 24V25H244V26L246 25V27H247V31H246V28L243 30V31H246L245 32L246 39L245 38L242 39L244 37L243 31H241L242 32V34L240 36L241 39L239 38V43H240V40L242 42H244V41L246 42V43L244 42V45L242 44V42H241V45L238 43V40H237L238 39V36H236V35H240V33L237 34V32L240 31V30H238V29H240V27L237 29L236 32H235V29H234V32H233L232 31L233 29L230 31L231 28H228V26H227V28H225V31H227L226 34H225V31L219 32V30H220L219 29L218 31H216L215 36H214L213 33L217 29L218 26L217 27L216 26L215 27L213 26V28H212V26L210 27V25H209L210 22H208V20L209 19L211 20V17L213 19V15H214L215 20L217 22H219L220 20L218 21V18L220 19L221 18V14H222V13L219 14V12L220 11L222 12L223 9L222 10L220 9L217 13L215 12L216 14L214 12H212V14L214 13L212 16L206 17V19L209 18V19H207V22L208 23L205 21L207 23V25L206 24L204 25V22H203L202 25L200 24L199 27H198L199 28V31L201 30L202 26H203V30L200 31V34L198 33V35L193 36L194 31L197 32L198 31V28L194 30V28H193L194 26L192 24L194 22L193 20H191V26H190V23L186 24L187 22L185 23V21H188V19H190V16L189 15L191 14V17H192L193 13L197 9V8L194 9V5L196 4V1H194L195 4L193 5V3H192L193 1L190 4V3H188L187 0H186L187 2L185 4H184L185 0H175V1L174 0H170V1L169 0H163V1H161V0H128V1L127 0H115V1L114 0H99V1L98 0H95L96 2L98 1L99 4H101L99 6L98 3H97V6L99 7V9H96L97 6H94V8L92 6H90V7H88V6L86 7L85 6L86 8L84 7V10H81V9L79 10L78 9L79 11L86 12V13H87V10H88V13H87L88 14V17H90L89 14L92 12L91 13L92 14L91 16L96 20V28H94V29L92 28V30H90V28H89V31H87L88 33L92 31V33H91L92 35L89 33L91 35V37L88 34H87L88 35V39L86 37V39L89 40V42H90V40H94L95 39L94 41H92L93 42V45H92V42L89 43V42L85 41V39L82 40V35L84 33L82 32V34H81V31H79V26H78L77 23H76L77 25L73 26L76 29L75 30H71L72 31L71 33L68 30H67V32L65 31V35H64V32H63V33H60L59 36H58V34H57L56 30H55V27L53 29V31L55 33H51L52 32L51 31L52 28L51 29L48 28L49 26H52L51 25L52 23H53V26H56L58 24L59 26H63L64 27V25H66V23H68L67 21L69 19L68 18V15H69L68 14V12H69L68 10L74 11V14H75V12H76L75 8L76 9L78 8L77 5L75 6V4L78 3L77 0H73L74 1V4H72L73 3L72 0L71 1L70 0H68V1H66V0H60L59 1L58 0L59 2H57V4H56L55 7L53 5H51L50 3H47L48 0H47V2H46V0H40V2H38L39 3L38 5H37V1H35V0H33ZM69 1H70V4H69ZM166 1H167V3H166ZM173 1L176 2V3H174ZM215 1L217 3H219V4H220V2L221 3L222 2L225 3L224 0H222V1L221 0H218V1L215 0ZM61 2L63 3V5H62ZM168 2H169V4L172 3L171 6L168 4ZM21 3H24V1H22ZM43 4H45V5H43ZM53 4H54V2H53ZM35 5H37L36 10L32 9L33 6L35 7ZM184 5H185V8H184ZM191 5H193V6H191ZM91 7H92V9H91ZM168 7H169V9H167ZM171 7H172V9H171ZM173 7H174V9H173ZM182 7H183V10H181ZM191 7H193V8H191ZM21 8L22 7H20V11H19L20 13L22 11ZM204 8L203 7L200 8V9L198 8V11H200V12L202 11L201 12L202 14L203 13L204 14H207L208 12L210 13V11H211L210 8H209V10L208 9L206 10V8H205V11H204ZM175 9L177 11L179 10V13H177L178 15L177 14L175 15V13H174V10ZM24 10H26V9H24ZM31 10H32V12L35 11L33 15L31 13ZM39 10H40V12H39ZM90 10H92V11H90ZM166 10H167V12H166ZM188 10H189V12H188L189 14L188 15L187 14H183V12L186 13ZM37 11L39 13V16L37 14ZM72 11L69 12L70 15L73 14ZM168 11L171 12V14L168 13ZM35 13L37 14L36 15V19L35 18L33 19L32 16H34ZM113 13H115V15ZM166 13L169 14V16L166 15ZM255 13L257 14V16H258V13H259V15H261L260 16V19L258 20L260 22H258L257 25L254 23V20H256L258 18V17L256 18V16H254ZM66 14H67V16H66ZM181 14H183L185 16V18H187L188 16H189V18L187 20H184L182 22L181 21L182 17L180 16ZM138 15H140V18H139ZM184 16H183V18H184ZM197 16H198V14H196L195 16L193 15V19L196 18ZM252 16H254L255 18L252 19ZM37 17H38V20L39 21L37 20ZM141 17H142V19H141ZM165 17L167 19H170V21L173 20V24L170 25L171 22L168 23V21L166 20ZM47 19H48V22H47ZM97 19L99 21L101 20L100 23L99 22L97 23V21H98ZM155 19H156V21H155ZM49 21H50V23H49ZM51 21H53V22L51 23ZM140 21H142L143 24L144 23H147V25H148V22L151 23V21H152V24L149 25L148 27H147V25L146 26H143V24L140 26V24H141ZM54 22L56 24H54ZM23 23H24V25L26 23L25 28H24ZM41 23H43L44 25L41 24ZM154 23H155V25H154ZM158 23H160L159 25L162 26V27H160L158 25ZM166 23H167V25H166ZM184 23L186 24V26H184ZM34 24L36 25V27L34 26ZM253 24H255V26H253ZM165 25H166V27H163ZM168 25L170 26V28H169ZM41 26H42V28H41ZM101 27H102V29L104 27V29H103L104 34L102 33ZM139 27H141V28L138 30L137 28H139ZM243 27H242V29H243ZM38 28L40 29L39 32H38ZM44 28H45V30H44ZM143 28H144V30H143ZM167 28H169V30ZM172 28H173V30H172ZM254 28H255V31H254ZM256 28H257V30H256ZM23 29H26V31L25 30L23 31ZM27 29H29L30 31L27 30ZM31 29H33L32 32H31ZM35 29L37 31V34L35 33L36 31L34 32ZM96 29H97V32H96ZM98 29H99V31L101 29V32H98ZM228 29H229V31H228ZM249 29H250V26H249ZM258 29H259V31L261 30L260 32L262 34L260 33L257 36V34L255 35V33L258 31ZM46 30H47V32H46ZM142 30H143V32H142ZM77 31H78V34H77ZM167 31H168V33H167ZM173 31H174L175 34L173 33ZM203 31L205 33H207V34L205 35V33ZM33 32L35 33V35H34ZM41 32H44V33H41ZM228 32L231 33L232 37H234L235 42L237 43V45L234 44L235 42H233L232 45H231V47H230L231 36H229V38H228V36H227V33ZM38 33H39V36H37ZM68 33H69V35H68ZM73 33H74V35H73ZM96 33L97 34L99 33L101 35H99V34L97 35ZM252 33H253V35H251ZM257 33H259V32H257ZM54 34H55V36H57L56 37L57 42L55 41V37L53 36ZM150 34L152 35V37H151ZM153 34H154V36H153ZM210 34H211V36H210ZM32 35L34 37H32ZM42 35H43V37H40ZM223 35H224V37L226 36L225 37L226 39H224ZM242 35H243V37H242ZM45 36L47 37L46 39H45ZM48 36H49V39H50L51 42L53 40V43H51L48 40ZM72 36H73V40H72ZM85 36H86V34H85ZM190 36H191V40H190ZM212 36L214 37L213 39H211ZM58 37H59V39H58ZM63 37H65L66 42H65V39L64 40L63 39L61 40V38H63ZM75 37L77 38V40H76ZM157 37H158V35H157ZM171 37H172V39H171ZM192 37H193V39H192ZM31 38L33 40H31ZM39 38L41 39V41H40ZM185 38L187 39V42H185ZM198 39L196 41H198ZM221 39L223 41H221ZM227 39L230 40V41L227 42L228 41ZM257 39L259 40V42L257 41ZM46 40H48L47 43H46ZM81 40L82 41H85V43H87V44L89 43L90 46L89 45L87 46V44H85ZM163 40H164V38H163ZM247 40H252V41H247ZM16 41L18 43H16ZM61 41L65 44V45L63 44L64 45L63 48H62V45H61L62 44ZM151 41L153 42L152 46H150L151 45ZM208 41H209V39H208ZM218 41H219V43H218ZM220 41H221V43H220ZM40 42H41V44H40ZM173 42H174V44H173ZM260 42L262 43L261 46L263 45L262 47L260 46ZM59 43H61V44H59ZM83 43H84V45H83ZM160 43H162V41H160ZM163 43H164V41H163ZM48 44H51L52 46H49ZM148 44H150V45H148ZM29 45H30V47H29ZM67 45H68V47H67ZM158 45H156V47ZM173 45H174V48L172 47ZM234 45H236V46H238V45L242 46L243 45L244 47L242 46L240 48H242V51H244V52L240 51L239 48L236 47V46H234ZM254 45L255 46L257 45V46L255 47ZM18 46L21 47L22 51H21L20 48H18ZM38 46L39 47L42 46L41 49ZM47 46H49L50 48H47ZM69 46H71L70 47L71 49L69 48ZM81 46H84V48L81 47ZM147 46H148V48H147ZM34 47H36V51L35 52H34V50H35ZM59 47H61V52L59 50ZM235 47L238 48L236 55L233 54V53L236 52ZM32 48H33V50L31 51ZM43 48H44V50H43ZM65 48H66V50H65ZM171 48H169V49H171ZM228 48L235 49V52L233 50H232L233 53L228 52V51H231ZM37 50H38V52H37ZM92 50H93V52H92ZM173 50H171V52H173ZM238 50H239L240 53H242V56L239 55L240 53L238 54ZM24 51H26L25 54H24ZM253 51L255 53H253ZM19 52H21L23 54V58L21 59V61H20L19 58H18L19 60L17 59V56L20 55ZM28 52H32V53H28ZM210 52H211V50H210ZM248 52H251V53L248 54ZM168 53H169V51H168ZM186 53H188V50H187V52H185V54ZM6 54H7V52H6ZM33 54H34V56L32 57L31 55H33ZM255 54L257 55L256 56L257 58H254L253 61H250V60L253 59L251 57H255ZM231 55H233L234 57L231 56ZM181 56H182V54H181ZM46 57H47V59H46ZM165 57H167L166 60H169L168 55L165 56ZM185 58L183 57V59H185ZM212 58L215 61H213ZM230 58L231 59L233 58L231 62H230V60H231ZM23 59L27 63L29 61V66L27 64H25L26 62L23 61ZM52 59H53V61H52ZM170 59H171V57H170ZM227 59H228V61H227ZM243 59L245 60V62L243 61ZM192 60H194L195 64L193 63ZM205 60H206V62H205ZM235 60H236V64L233 62ZM16 61H17V63H16ZM240 61H241V63H240ZM19 62H20V65H18ZM48 62H49L50 67L48 65ZM243 62H244V64H243ZM248 62H249V64H248ZM186 63H187V65H188V63H190L189 67L188 66L186 67ZM254 64H257V70L259 69V72L258 71L257 72L255 71L256 66H254L255 67L254 68L253 67ZM260 64H261V66L258 67V65H260ZM10 65H13V66L10 67ZM23 65H24V67H23ZM25 65L28 68H25L26 67ZM30 65H31V68L33 67L32 72H31V69H29ZM46 65L48 66V71H49V68H50V71H51V69H53V71H55V75H56L55 78H56V80H55V82L53 84L54 86L56 85L55 87L53 85H50L49 79H47L48 77L44 75L43 71L42 72H39L40 74L38 73L39 69L42 68V67H44V66L47 67ZM53 65H54V67H53ZM237 65H238V67H237ZM244 65L245 66L247 65V67H245V68H246V70L248 68L247 72H248L249 75H247V72H245V68L243 67V69H241L240 71H238V73L236 74L239 77V79H237V77L235 76V74L233 75V72L232 73H228V75L230 74V77H231V75H233V77H231V78L229 76L223 75V73H220L221 71L225 73L227 69L228 70L232 69L233 71H236L237 72L236 69H238L239 67L242 68V66H244ZM248 65L250 66V69H249ZM115 66H116V68H115ZM235 66H236V68H235ZM3 67H5V68H3ZM159 67L161 68V65H159ZM192 67H193V69H192ZM8 68H10L9 71H8ZM23 68H24V70H23ZM34 68H35V70H34ZM55 68H56V70H55ZM197 68H199L200 70L199 69L197 70ZM44 69L46 70V68H44ZM44 69H40V71L41 70H44ZM1 70H0V72H1ZM141 70H143V69H141ZM23 71H24V73H23ZM249 71L250 72L253 71L252 74H250ZM241 72H245V73L244 74H241ZM4 73H3V75H4ZM13 73H14V71H13ZM167 73L168 72H166V74ZM253 73H254V75H253ZM11 74H12V72H11ZM36 74H37V76H36ZM41 74H43L44 76L41 75ZM19 75H20V73H19ZM122 75H123V73H122ZM134 75L132 76V78L134 77ZM138 75L139 74L135 75V78ZM5 76H6V74H5ZM139 76H141V75H139ZM17 77H19V76L17 75ZM162 77H163V75H162ZM226 77H228V79H226ZM235 77H236L237 80L234 79ZM13 78H16V77L13 76L12 79ZM163 78H165V77H163ZM6 79H7V81H10L9 76ZM58 79H59V82H58ZM251 79H253V80H251ZM1 80H2V78H1ZM20 80H21V78H20ZM175 81H177V84L178 85L173 84V83H175ZM0 82H3V80L0 81ZM91 83L94 84V85H92ZM148 83L150 84V81L149 80H148ZM209 83H210V85H209ZM58 84L60 86V89L63 88L62 91L59 89V87H57ZM235 84H237V85H235ZM242 84H244V85H242ZM10 85H12L13 88H11L12 86H10ZM6 86L9 89V91L7 90ZM26 86H27L28 89L31 88V86H33V88L28 90L26 88ZM169 86H170V88H168ZM103 87L106 88L105 85H103ZM108 87H107V89H108ZM152 87H154V86L152 85L149 88H152ZM155 87H156V85H155ZM174 87H175V89H174ZM10 88L11 89H14V90L16 89V91H14V90L12 91V90H10ZM100 88H102V87H100ZM164 88H166V89L168 88L169 89V92H168V89L166 90ZM207 88H209V90ZM244 88H245V91H244ZM3 89H4V91H2ZM113 89L115 90V88H113ZM163 89H164V92H162ZM170 89L172 91H170ZM205 89H207V93H205L206 92ZM5 90L7 91V94L5 93ZM97 90H100V89L98 88ZM174 90H176V91L174 92ZM179 90L181 91V93H179ZM52 91H53V93H52ZM59 91H61V92H59ZM10 92H11V94H10ZM145 92L147 94H149L148 91H145ZM166 92H168V93L166 94ZM75 93H77V96H75ZM81 93L83 95H81ZM86 93H88V95ZM164 93H165V95H164ZM203 93H205V94H203ZM4 94L6 95L7 98L5 97ZM97 94H98V97H100V95H102L101 93H97ZM202 94H203V98H202L203 100L201 99ZM68 95L70 96V99H68L69 98ZM73 95H74V98H73ZM162 95H163V97H162ZM175 95H176L177 98L174 97ZM177 95H180V96L178 97ZM241 95H244V96H241ZM159 97H158V99H159ZM181 97H183V98H181ZM204 97H205L206 100L204 99ZM179 98L181 100H179ZM244 98H245V100H244ZM63 99H64V101H63ZM66 100H68V101H66ZM71 101H73V102H71ZM187 102H188V104H187ZM261 105H263V106H261ZM64 106H65V108H64ZM156 107L157 106H155V108ZM173 107H174V111H173ZM244 107H245L246 111H244ZM161 108H162V110H160ZM59 109H60V111H59ZM213 109H215L216 112ZM254 109H255V111H253ZM222 110H223V112H222ZM100 111H103V108L100 109ZM247 111H249V113ZM250 111H251V113H250ZM232 112L235 113L236 115L238 114L237 117L235 116V114L233 115V117H231ZM244 112H245V114H244ZM144 113H145V111H144ZM152 113L154 114V116H153ZM216 113H218V114H216ZM241 113H243V114H241ZM149 115H150V112L149 113H146V116L147 117H145V119L149 118ZM178 115H179V117H178ZM143 117H144V114H143ZM143 117H141V118H143ZM234 117H236V118L234 119ZM227 118H228V120H227ZM241 118H244V120H242ZM215 120L217 121L216 122V126H214L215 125ZM240 120H239V122H240ZM144 121L145 120L143 118V122ZM109 122L110 121H106V122L104 121L102 123V125L104 124L105 126L104 125L103 126L99 125L100 128L103 129V130L109 131L111 129V127H112L110 125L113 124V122H110V124H108ZM125 122H126V124H125ZM131 123H132V121H131ZM148 124L150 126L151 125L154 126V129L152 128V126H151V128H152V130H153V132L155 134L153 132H152V134H150L151 132H149L150 135H147L145 133L147 135V140H145V139H143L140 136H143V135H144L143 137L146 136L144 134V131L147 132V126H148V130H149V125ZM127 125L129 127H127ZM238 125H239V123H238ZM107 126H108V128H107ZM109 126H110V128H109ZM204 126L206 128H204ZM236 126H237V124H236ZM35 127L38 129V131H36ZM226 127H227V125H226ZM140 128H141L142 131L139 130ZM145 128H146V130H145ZM151 128H150V130H151ZM234 128L233 129L231 128L230 130L234 131L236 129V128L235 129ZM39 130H41V132ZM33 132L35 133V136H34V133ZM142 132H143V135H141ZM8 133H10V134H8ZM118 133L120 134V132H118ZM129 133H128V135H129ZM208 134L211 135L212 133H208ZM208 134H207V132L205 133V135H208ZM28 135L30 136V138H29ZM31 135H33V137ZM39 135H40V137H38ZM151 135H154L155 138L154 137L152 138ZM173 135H174V137H173ZM7 136L10 138L9 141H8V137ZM134 136L136 138L135 140L133 139ZM177 136L178 137H181L180 138L181 142H179V138ZM14 137H16V138H14ZM34 137H36L35 138V141L36 142L34 141ZM149 137L151 138L150 140H148ZM195 137L197 138L198 141H196V138ZM204 137L205 136H203V138ZM6 138H7V140H6ZM11 138L13 140H11ZM119 138H120V136H119ZM128 138H129V136L127 137V139ZM124 139H126L125 135H124ZM171 139H173V141L175 139V141L173 143L174 145L172 144ZM25 140H26V142H25ZM32 140H33V142H32ZM131 140L134 141V142H132ZM10 141H12V142L10 143ZM119 141H120V139L118 140V142L116 140L117 143H119ZM129 141H131V142L129 144H127ZM201 141H203L202 138H201ZM29 142H27V143H29ZM153 142H155V143H153ZM74 143H75V146H74ZM164 143H165V146H163ZM177 143H179V145H177ZM194 143H195L196 146L194 145ZM198 143H200V142H198ZM156 145H157V147H156ZM200 145H201V143L199 144V146ZM162 146H163V148H166V151H169V150L172 151L170 153V154H172V157H170L168 154L166 155V157H164L165 155H163V154L166 153V152L164 153L165 149L162 150V152H160L161 151L160 148L163 149ZM2 147L4 149L6 147V149L4 150ZM31 147H33V146H31ZM182 148L185 149V152L186 153L183 151ZM21 149H23V147H21ZM32 150H33V148H32ZM32 150H30V152ZM49 150H52V149L49 148L48 151ZM25 151H27V149H24V152ZM24 152L22 150L21 153H20V155L19 156L17 155L19 157L18 159L16 158L17 159L16 163L18 165H16V163H15V165L17 167H19L21 165V168H22V166H27L28 165V163H26L27 161L25 162V158L28 160L29 157H30V162L33 159V158H31V154H28V152H26L27 153V156H26V153L24 154ZM45 153H47V152H45ZM174 155H176V154H174ZM181 155H183V154H181ZM77 158H78V156H77ZM175 159L173 160L174 162L177 160V159L176 160ZM74 160H75V158H74ZM78 160H80V159H78ZM91 160L94 161L93 159H91ZM100 162H101V158H100L99 162H97V164H99ZM132 162H134V163H132ZM23 163H24V165H23ZM91 164H93V165H91ZM118 165H119V163H118ZM150 165H151V167H150ZM154 165H155V174H152L151 171H153ZM94 166H96V165H94ZM105 166H106V168H105ZM126 166L128 167V170L126 169L127 168ZM162 166H163V168H162ZM92 167H93V169H91ZM145 167H146V170H143V169H145ZM78 168L80 170H78ZM137 168H138V172H137ZM150 168L152 170H150ZM88 169H89V171H88ZM113 171H115V172H113ZM122 171L125 172V175H126L127 178L123 174V179L121 181L123 182V180H124L125 182H123L122 185L119 184L121 186V188H120V186H117L119 180H117L116 185H115L114 181L116 182L115 178L117 177V179H118V177H119V175H120V173ZM144 171H146V172H144ZM94 172H97L95 174V176H93L94 175ZM139 172H141V173L139 174ZM80 173L81 174L83 173V174L80 175ZM128 174L129 175L131 174V175L128 177ZM87 175H89V176H87ZM139 175H140V177H139ZM141 176H142V178H141ZM155 176H156V178H155ZM86 177H87V179H86ZM0 178H1V176H0ZM73 179L76 180V182ZM82 179H83V181H81ZM139 179H140V181H139L140 182V185H142L141 188L139 187V185L137 183ZM141 179H142V182H141ZM143 179H145V180L143 181ZM163 179H165L164 180L165 183L162 181ZM89 180H90V182H89V185H88V181ZM0 181L3 182L2 179ZM105 181H107V183ZM121 181H120V183H121ZM128 182H127V185L129 187V184L130 183L128 184ZM44 183H45V186L46 187L43 185ZM75 183H76L77 187H76ZM109 183H111V187H110V185H107ZM162 183H164V186H163ZM84 186H86V187H84ZM158 186H159V188L162 186L161 187V190L157 188ZM87 187H88V189H87ZM112 187H113V189H111ZM98 188H99V190H98ZM131 188H133V187H131ZM55 189H56V186H55L54 190ZM169 190L170 189H168V191ZM251 190L252 189H248L246 191V196L248 195V193H251ZM74 191H76L77 194H76V192L74 193ZM82 191H83V189L81 190V192ZM83 192H85V194L80 193L79 196H82L84 198V200H85L86 199V194H88V192L86 193L85 189H84ZM145 192H147L148 194L150 193L151 195H153V193H154V195H153V201H152V198H151V195L150 194H149L150 195V198H149V196L148 197L145 196ZM105 193H103L101 195H98L99 196V200H103V203H104V200L106 201ZM120 193H122V192H120ZM155 193H156V195H155ZM81 194H83V195H81ZM103 195H104V197H103ZM167 195H169V192L167 193ZM178 195L180 196V194H178ZM131 196H134V194H131L130 197ZM158 196H159V198H157ZM22 197L23 196H21L20 202H18V203H21L22 204V202H23V201H21L23 199ZM109 197H110V201L111 202L109 201ZM154 197L157 198V201L158 202L157 201L155 202V200H154L155 198ZM77 198H78V200H77ZM87 198H89V197H87ZM103 198H105V199H103ZM171 198H172V196H171ZM147 199H149V202H150L149 206L147 205L148 204V200ZM17 200H19V199L17 198ZM16 201H15V203H16ZM75 202H76V204H75ZM206 202H208V203L210 202V204H212L213 203V200H212V202H211V200L210 201H206ZM151 203H152V205H151ZM165 204H166V208H167V205H169L170 207L168 206V209H166V208L163 209V207H164ZM179 205H180V202H179ZM135 208L134 209L136 210V212L133 209V213L135 212L134 214L137 217H139V216L141 217L143 214H140L141 212H139L137 210L138 209L137 207H135ZM173 209H174V211H173ZM5 210L6 211L8 210V206L7 207L5 206ZM0 211H1V215L3 213L5 214V212L3 211V209L0 210ZM137 211L139 212L138 214H136ZM184 211L181 212V213L184 214L185 215V218H186V214H185ZM158 212H159V214H158ZM157 215H158V217H157ZM184 215L183 216L181 215L182 217L179 216V217L182 218L183 221L185 219L184 218ZM175 216H176V214H175ZM4 217H5L4 215L1 216L0 222L4 220ZM6 217H5V219H6ZM133 217H134V215H133ZM178 219H180V218H178ZM187 219L190 220L188 218V215H187L186 220ZM3 223H4L3 225H5V222L4 221H3ZM179 232H181L180 229L178 231L174 232V233L175 234H177V233L179 234ZM164 234L165 233H163L161 237L159 235V238H160L159 240L167 241L165 238L167 236H169L168 234H170V232L166 233L165 235ZM172 234L173 233L171 232V235ZM175 234H173V235H175ZM156 237L158 238V236H156ZM161 238H163V239H161ZM243 240H245V237L243 238ZM162 245H163V247H164V245H165V247H166V245H167V247L170 246V245L165 244V243L162 244Z\"/></svg>",
    "mask_w": 264,
    "mask_h": 264
}]
</instances>
